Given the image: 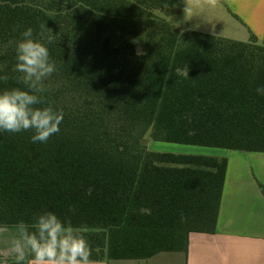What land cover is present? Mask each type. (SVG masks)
I'll use <instances>...</instances> for the list:
<instances>
[{
	"label": "trees",
	"instance_id": "1",
	"mask_svg": "<svg viewBox=\"0 0 264 264\" xmlns=\"http://www.w3.org/2000/svg\"><path fill=\"white\" fill-rule=\"evenodd\" d=\"M188 2L0 0V91L27 90L16 47L45 24L57 71L43 96L64 113L46 142L0 131V227L52 212L83 230L93 262L187 254L191 234L216 233L228 159L143 141L264 154V39L178 32L154 14Z\"/></svg>",
	"mask_w": 264,
	"mask_h": 264
},
{
	"label": "crops",
	"instance_id": "2",
	"mask_svg": "<svg viewBox=\"0 0 264 264\" xmlns=\"http://www.w3.org/2000/svg\"><path fill=\"white\" fill-rule=\"evenodd\" d=\"M185 18L195 16L182 31L192 30L220 38L248 42L264 39V0H189ZM181 31V32H182ZM229 161L215 234L194 233L188 253H163L143 261L94 264H264V154L233 152ZM18 228L0 231V252ZM30 260L26 255L25 261ZM0 255V264H14Z\"/></svg>",
	"mask_w": 264,
	"mask_h": 264
},
{
	"label": "clouds",
	"instance_id": "3",
	"mask_svg": "<svg viewBox=\"0 0 264 264\" xmlns=\"http://www.w3.org/2000/svg\"><path fill=\"white\" fill-rule=\"evenodd\" d=\"M167 6L165 3L164 7ZM39 27L40 39L33 37V29L29 27L17 44L15 71L22 75L16 79L27 90L12 88L0 91V131L18 133L34 130L32 141L46 142L59 132L64 113L46 105L43 96L47 91L45 81L57 71V67L50 60L45 43L41 42L45 39L47 43L54 42L52 30L45 24ZM8 79L7 75L0 76L4 82ZM256 91L264 95V87H258ZM30 227L34 231H30ZM18 229L19 238L13 239L10 246L0 252V255L14 257L16 264H23L26 255L31 256L28 264H94L83 230L73 227L71 221L62 222L52 212L39 214L31 226L21 221ZM5 230V227H0V231Z\"/></svg>",
	"mask_w": 264,
	"mask_h": 264
},
{
	"label": "rangeland",
	"instance_id": "4",
	"mask_svg": "<svg viewBox=\"0 0 264 264\" xmlns=\"http://www.w3.org/2000/svg\"><path fill=\"white\" fill-rule=\"evenodd\" d=\"M154 14L169 22L173 25L176 31L181 32L182 28L187 26L189 21H195V16L192 15L190 18H185V16H169L164 12L155 11ZM143 144L151 151L154 152H164V153H174V154H186V155H204V156H214L218 158H231L233 151L221 150V149H210L196 146H185V145H176L162 142H155L151 140L149 135L144 139Z\"/></svg>",
	"mask_w": 264,
	"mask_h": 264
}]
</instances>
